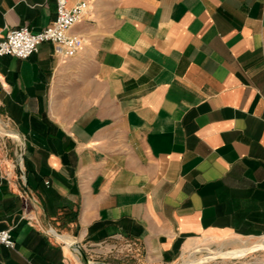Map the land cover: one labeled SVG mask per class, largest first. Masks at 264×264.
Segmentation results:
<instances>
[{
    "label": "crops",
    "instance_id": "0c3cea01",
    "mask_svg": "<svg viewBox=\"0 0 264 264\" xmlns=\"http://www.w3.org/2000/svg\"><path fill=\"white\" fill-rule=\"evenodd\" d=\"M80 0H68L71 7ZM80 52L0 57V264H81L125 240L173 264L202 240L264 237V0H86ZM56 0H0V36L42 31ZM189 251V252H188Z\"/></svg>",
    "mask_w": 264,
    "mask_h": 264
},
{
    "label": "rangeland",
    "instance_id": "374dc122",
    "mask_svg": "<svg viewBox=\"0 0 264 264\" xmlns=\"http://www.w3.org/2000/svg\"><path fill=\"white\" fill-rule=\"evenodd\" d=\"M0 120L2 121V124H8L7 127H3L4 132L19 133L12 127H10L8 121L1 118ZM4 132L0 130V142L2 144L3 150L9 154V157H11L14 165L20 171V173L21 171L24 172V162L22 168L18 166V158L19 154H21L22 149L21 143L18 139L16 140L15 137L10 136L9 133L4 134ZM21 137V140L23 139V142H25L24 137L22 135ZM24 151H26V146ZM73 238L76 239L75 237ZM255 241L256 243H254ZM106 242L108 243L109 247L115 246V249L112 252H109V250H106L105 248L99 249L92 246L89 247L81 246V244L79 245L85 257L91 262H94L93 264H142L141 254L139 255V252L135 245L132 244V246H128L125 240L119 239L109 240ZM238 242H248L252 245L243 250L235 245ZM250 251L255 252L249 254ZM190 253H194L197 259H199L200 261H204L198 264H264V237L262 239L232 237L221 241L202 240L199 241L198 245L192 248L191 251L184 256V258H182L181 256L173 264H184V259L188 258ZM76 255L78 256L81 264H86L81 254L76 252ZM207 256H211L210 261L206 260Z\"/></svg>",
    "mask_w": 264,
    "mask_h": 264
},
{
    "label": "built area",
    "instance_id": "2783aa9c",
    "mask_svg": "<svg viewBox=\"0 0 264 264\" xmlns=\"http://www.w3.org/2000/svg\"><path fill=\"white\" fill-rule=\"evenodd\" d=\"M56 20L42 31L34 33L28 27H20L8 30L0 36V57L11 56L26 60L39 52L41 45L50 43L53 45L54 54L59 59L76 56L82 46L80 36L71 33L72 28L88 17L90 4L86 0H80L73 6L68 5V0H56ZM128 246L132 243L126 241ZM0 246L16 250V242L13 236V228L0 231ZM99 249L105 248L112 252L115 246H108L106 241L92 245Z\"/></svg>",
    "mask_w": 264,
    "mask_h": 264
},
{
    "label": "bare ground",
    "instance_id": "6f19581e",
    "mask_svg": "<svg viewBox=\"0 0 264 264\" xmlns=\"http://www.w3.org/2000/svg\"><path fill=\"white\" fill-rule=\"evenodd\" d=\"M0 125H1L0 130H2V131L4 132L3 127H7L8 124H7V123L2 124V121L0 120ZM3 125H4V126H3ZM8 133H9L10 136L15 137L16 140L18 139L20 143L22 142L21 137H20V135H19L18 133H14V132H4V134H8ZM18 166H21V167L23 166V165H22V159H21V155H20V154H19V158H18ZM59 239H63V240H65L66 242H68V247H69V245H71V244H73V243L75 242V241H73V240H70V239L64 237V235H61ZM59 239H58V240H59ZM73 239H74V238H73ZM261 239H262V238H261ZM254 243H256V241H255ZM254 243H253V244H254ZM235 245H237L239 248L245 250L247 247L251 246L252 244H249L248 242H238V243H236ZM75 252H77V249H76V248H75ZM188 252H189V251H188ZM186 254H187V253H185V254L183 255L182 258H184V256H185ZM206 258H207L206 260H208V261L211 260V256H207ZM231 258H234V257H231ZM231 258H230V259H231ZM204 259H205V258H204ZM201 262H204V261H200L199 259H197V258L195 257V254H194V253H192V254L190 253V254H189V257L184 259V264H198V263H201ZM91 264H93V263H91Z\"/></svg>",
    "mask_w": 264,
    "mask_h": 264
},
{
    "label": "water",
    "instance_id": "95a60500",
    "mask_svg": "<svg viewBox=\"0 0 264 264\" xmlns=\"http://www.w3.org/2000/svg\"><path fill=\"white\" fill-rule=\"evenodd\" d=\"M19 134V133H18ZM20 135V134H19ZM20 137H21V135H20ZM22 138V137H21ZM21 146H22V149H21V159H22V165H23V162H24V156H25V151H24V149H25V142H23V139H22V142H21ZM20 168H22L21 166H19ZM21 174H22V176H23V178L25 179V173L23 172V171H21ZM49 233L52 235V236H54V237H56L57 239H59L60 238V236H61V234L60 233H58L51 225H49ZM60 240V242L62 243V244H64V245H66V246H68V242H66L65 240H63V239H59ZM69 248H71L72 250H75V248L77 249V252L79 253V254H81V256L83 257V259H84V261H85V263L86 264H91V263H94V262H91L90 260H88L86 257H85V255H84V253H83V251H82V249H81V247H80V245H79V243H78V241L75 239V242L73 243V244H71V245H69ZM255 251H250L249 252V254H251V253H254ZM258 252V251H257ZM248 254V255H249ZM217 259H221V258H217ZM217 259H215V260H217ZM214 260V261H215ZM222 260H224V259H222ZM236 260V259H235ZM96 264H101V263H96Z\"/></svg>",
    "mask_w": 264,
    "mask_h": 264
}]
</instances>
